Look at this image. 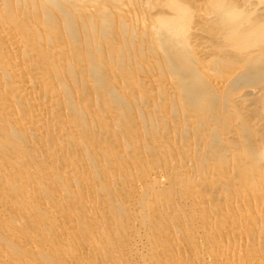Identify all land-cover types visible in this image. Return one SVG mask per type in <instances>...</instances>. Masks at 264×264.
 Returning <instances> with one entry per match:
<instances>
[{
  "label": "bare ground",
  "instance_id": "obj_1",
  "mask_svg": "<svg viewBox=\"0 0 264 264\" xmlns=\"http://www.w3.org/2000/svg\"><path fill=\"white\" fill-rule=\"evenodd\" d=\"M0 264H264V0H0Z\"/></svg>",
  "mask_w": 264,
  "mask_h": 264
}]
</instances>
